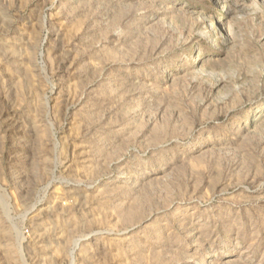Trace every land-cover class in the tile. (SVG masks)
<instances>
[{
	"label": "rangeland",
	"instance_id": "374dc122",
	"mask_svg": "<svg viewBox=\"0 0 264 264\" xmlns=\"http://www.w3.org/2000/svg\"><path fill=\"white\" fill-rule=\"evenodd\" d=\"M0 264H264V0H0Z\"/></svg>",
	"mask_w": 264,
	"mask_h": 264
}]
</instances>
